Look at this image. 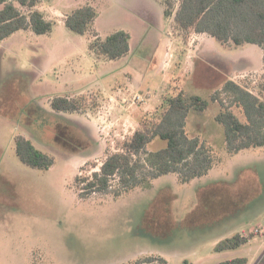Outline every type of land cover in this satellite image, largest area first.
<instances>
[{
    "label": "rangeland",
    "instance_id": "374dc122",
    "mask_svg": "<svg viewBox=\"0 0 264 264\" xmlns=\"http://www.w3.org/2000/svg\"><path fill=\"white\" fill-rule=\"evenodd\" d=\"M86 4L98 16L78 35L61 21ZM163 7L162 0H45L42 10L59 17L50 16V33L18 31L0 42V264H219L242 257L264 264V233L253 232L264 220V146L229 153L215 120L221 107L210 100L227 79L253 91L264 53L252 44L184 37ZM115 31L129 34L127 55L110 60L89 50L94 35L104 40ZM179 89L209 102L202 114H189L185 130L210 149V171L188 183L169 173L119 195L80 197L74 178L116 151ZM57 96H86L87 107L57 114L50 106ZM57 126L80 143H56ZM16 136L54 164L40 170L21 163ZM163 146L156 139L148 150ZM250 233L238 249L214 250Z\"/></svg>",
    "mask_w": 264,
    "mask_h": 264
},
{
    "label": "trees",
    "instance_id": "16d2710c",
    "mask_svg": "<svg viewBox=\"0 0 264 264\" xmlns=\"http://www.w3.org/2000/svg\"><path fill=\"white\" fill-rule=\"evenodd\" d=\"M162 4L164 17L171 18L184 37L191 33L205 34L222 46L237 48L252 44L264 53V0H162ZM41 5L42 0H0V42L18 31L30 30L36 35L50 33L56 22ZM97 16L96 9L86 4L68 13L64 26L75 34L85 35ZM94 36L89 50L96 56L115 60L129 52L130 36L124 31H115L104 40ZM252 90L227 79L221 90L210 96L221 107L215 120L223 127L225 146L231 154L264 146V69ZM222 93L228 96V104L222 100ZM50 106L57 114L81 113L87 107V97L57 96L50 101ZM208 106L206 99L189 95L183 89L164 98L163 105L145 115L139 127L116 151L107 153L100 164H91L89 172L74 178L75 191L80 197L119 195L169 173L176 174L181 183L206 175L214 162L211 151L198 137H189L185 127L190 113L202 114ZM54 139L65 148L71 147L70 143H80L77 137L68 141L67 132L60 126L56 127ZM156 139L164 146L150 152L148 146ZM14 148L20 162L30 168L47 170L54 164L52 157L23 136L14 138ZM140 155H146L143 163ZM254 235L250 233L246 238L235 234L218 242L214 250L238 249ZM134 264L166 262L148 258ZM219 264H248V259L234 258Z\"/></svg>",
    "mask_w": 264,
    "mask_h": 264
},
{
    "label": "built area",
    "instance_id": "2783aa9c",
    "mask_svg": "<svg viewBox=\"0 0 264 264\" xmlns=\"http://www.w3.org/2000/svg\"><path fill=\"white\" fill-rule=\"evenodd\" d=\"M253 232L256 234L264 233V220L261 224H259L258 226L254 228Z\"/></svg>",
    "mask_w": 264,
    "mask_h": 264
},
{
    "label": "crops",
    "instance_id": "0c3cea01",
    "mask_svg": "<svg viewBox=\"0 0 264 264\" xmlns=\"http://www.w3.org/2000/svg\"><path fill=\"white\" fill-rule=\"evenodd\" d=\"M44 1H45V0H42L41 9L43 8ZM54 13H56V12H54V11H53V12H50V16H52L54 19H56V17L59 18V17L57 16V14H54ZM52 17H51V18H52ZM53 18H52V19H53ZM64 18H65V17H64ZM58 20H59V19H58ZM61 22H63V24H64V21H61ZM192 34H194V35H196V36H203V35H205V34H196V33H192Z\"/></svg>",
    "mask_w": 264,
    "mask_h": 264
}]
</instances>
